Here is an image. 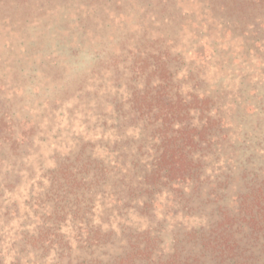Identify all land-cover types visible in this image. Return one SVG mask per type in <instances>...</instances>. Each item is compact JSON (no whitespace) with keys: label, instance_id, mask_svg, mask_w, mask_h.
<instances>
[{"label":"rangeland","instance_id":"1","mask_svg":"<svg viewBox=\"0 0 264 264\" xmlns=\"http://www.w3.org/2000/svg\"><path fill=\"white\" fill-rule=\"evenodd\" d=\"M231 9V0L0 5V112L35 128L18 155H3L0 264H115L146 231L162 262L264 264V8ZM160 54L184 93L212 100L200 178L175 192L144 183L157 143L128 123L130 84L144 79L135 64ZM226 215L238 220L223 228L230 262L201 257L191 236Z\"/></svg>","mask_w":264,"mask_h":264},{"label":"trees","instance_id":"2","mask_svg":"<svg viewBox=\"0 0 264 264\" xmlns=\"http://www.w3.org/2000/svg\"><path fill=\"white\" fill-rule=\"evenodd\" d=\"M7 2L8 0H0V5ZM231 4V10L241 14L264 8V0H231ZM154 58L152 63L148 58L138 62L132 71L144 79L141 88L130 84L128 123L131 126L144 124L145 127L151 128L157 143L156 156L150 171L144 177V183L152 187L169 183L170 189L175 192L200 178L203 159L202 156H197L198 148L207 139L208 130L212 125V100L196 93H184L175 83L167 56L160 54ZM204 119L205 123L202 124ZM34 134V126L25 124L17 127L7 112H0V169L5 162L3 155H18L23 147L30 143ZM248 198L247 195L244 196L242 208H247L251 203ZM237 221L235 217L226 215L223 222L208 235L191 236L194 243L201 247V257L217 254L214 258L218 257L221 262L229 263L233 246L230 244L231 235L223 228L228 225L233 227ZM246 221L247 218L244 219V222ZM97 233L100 234L99 231ZM42 234L44 233L42 232L36 241H42ZM91 239L96 237L89 236L87 240ZM156 249L154 239L146 231L139 234L134 242L131 241L130 250L115 264H175L176 257L165 262L160 258L155 259ZM184 260L183 264H190V258ZM193 261L199 262V259L195 258Z\"/></svg>","mask_w":264,"mask_h":264}]
</instances>
